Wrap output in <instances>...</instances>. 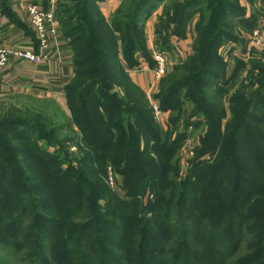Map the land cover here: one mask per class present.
Here are the masks:
<instances>
[{"label":"rangeland","instance_id":"374dc122","mask_svg":"<svg viewBox=\"0 0 264 264\" xmlns=\"http://www.w3.org/2000/svg\"><path fill=\"white\" fill-rule=\"evenodd\" d=\"M58 1L68 4V6H73L74 3L69 0H55L56 18L62 24L63 31L67 33L68 40L74 43L72 52L75 60L80 63L76 71L83 79L82 73L88 63L85 60L87 54L82 51L85 42L78 37L77 31L68 23L69 21H63L60 10L65 12V7L64 5L58 6ZM162 1L164 2L160 19L162 30L167 31L168 34L181 35L184 28L189 25L192 27L193 40L196 44L202 42L207 32L206 29L211 25L208 18L217 15L219 11L222 13L223 9L218 6L215 8L219 0H208L201 9L191 13L190 17L184 20L185 23L181 24L179 16L174 17L177 20L173 21L170 17L175 15L173 5L182 3L184 0ZM222 1L225 3L222 6L229 10L228 15L232 16L233 13L236 15L237 0ZM129 2L130 0H126L125 6ZM242 2L245 5L248 3L245 0ZM250 5L252 15H256L257 20L263 19L264 7L262 4L256 3L254 6L250 2ZM241 7L243 8V6ZM88 9L91 13L90 21L94 23L99 41L103 44L108 42L105 47L107 54L104 74L99 79L98 88L88 93L84 98L85 102L82 103L83 108L86 106L84 113L89 118L88 125L92 124L96 128L95 138L99 141L98 146L87 147L83 142L85 136L82 130L78 123L73 121L76 113L82 110V106L78 103V94L69 98L71 109L67 106V111L60 109L55 103L43 99L17 96L0 99L1 139H8L7 133L13 132L29 137L27 143H34V149L25 147L21 154L16 153V158L19 157L20 162L16 161L15 168L11 169L16 170L21 167L19 172L25 178L24 183L27 190H30V195L38 200L42 219H48L46 227L55 234L52 239L47 235H42L46 238L44 247L48 248L53 244L44 251V264H65L68 258L64 249L73 248L77 244L75 236L78 233L77 228L89 226L85 217L90 212V208L88 211L82 209L76 216L77 213L75 214L69 207L74 194L70 193L68 197L60 198L53 192L49 174L55 168L60 169V173L66 176L64 181H73L75 179L73 173L76 169L80 170L83 183L85 186L87 185L89 193L91 190L94 192L95 203L99 206L100 214L98 224H93L89 228L101 233L97 237H99L100 243H104L102 248H106L109 254L117 256L121 254L122 248L126 245L123 235H118L116 232L119 219L114 217V214L116 215L118 212L114 198L119 199L121 204L130 199L124 185L128 173L126 168H123L126 172H119L117 167L122 165V162H112L110 159L115 150L111 141H108V137L115 132L103 130L106 128L98 123L99 114L92 108L93 106L99 107L96 98H100L103 102L123 103L122 116L127 115L123 110L125 108L129 110V113L133 112L130 116L131 121H128L126 127L127 130L133 129L135 134L132 148L136 153L133 155V160L138 162L155 160L154 164L162 166L161 177L155 181L159 186H150L148 183L147 189L144 187L135 195L140 214L148 219L146 222L148 228L144 234L147 236L146 253L144 257L141 255L138 258H135L137 255L132 256L130 261L133 264H141L143 259H145L144 263L148 262V264H189L188 244L177 240V235L184 229L179 213L174 209L178 203H183L185 192L189 189L186 186L188 180L192 184L191 190L194 192L197 190L194 194L195 212L201 214L206 223L214 224V217L217 213L215 206L222 205L224 207L225 205L228 208L233 205V209L234 206L243 205L245 208L250 207L247 210H253V219L261 225L253 234H248L244 230L238 235L233 224H228L224 231V237L229 242L228 248L230 249L231 244L237 239H240L241 243L236 252L230 251L226 264H264V222L259 218V213L264 210V205H262L264 203V141H260L257 137L258 132L255 126L249 129L250 135H244L242 139H237L233 144L234 148H231L230 132L225 133L226 126L234 124L232 110L240 100V96L248 97L250 91L257 88V83L264 76V48L260 51L256 48L253 49L252 46L256 31L261 29L262 23L256 24L257 20L251 21L250 26L245 27L237 21L232 27L224 29V34L234 42L223 38L219 43L220 45L216 49V62L211 61L208 85H203V80L196 79L188 85L179 87L180 90H177L178 88L171 89L174 83L185 80L190 75H197L199 69L197 70L198 63L190 66L188 58H182L175 51L166 49L164 52L170 63L169 74L167 73L163 77L155 91L150 94V100L158 106L159 117L156 118L151 102L136 91L135 85L131 83L125 72L130 69V64H132L130 52L121 53L117 48L119 37L110 31L108 25L99 22L103 16L97 10L94 1L90 0ZM125 9L126 7H123L122 13ZM133 11L132 8L126 11L125 15L123 14L127 26L122 30L126 32V35H129V37L127 36L129 40L135 42L138 50H141V35L139 31L134 33L131 28ZM65 17H67L66 14ZM108 22H116L115 14ZM156 33L159 37V33ZM138 50L136 51L141 53ZM178 67L181 68L180 71ZM172 69L174 70L170 73ZM174 76L176 77L173 78ZM79 82L75 83L76 86L80 84ZM254 99L251 113L257 117L261 112V107L257 104L259 95ZM101 105V115L105 119L109 117V114L118 112L117 108H111L110 110L113 112H106L108 111V109L106 110L107 105L106 107ZM217 127L221 129L222 135L218 134L213 140L212 133ZM61 145L68 151V157H66L68 163L63 160L65 157L60 153ZM226 146L230 147L233 153L227 168L229 174L227 180L231 179L232 174L229 168L232 169V166L241 170L243 178L240 180V184H226L224 191L218 190L217 194L209 196L208 190L200 191L199 187H206L211 170H215V164L213 167L212 165L218 159L217 153L221 152L220 148ZM97 150L101 152V159ZM26 154H31V156ZM54 159H56L55 165H53ZM73 161L77 162L74 165L75 169L69 165ZM44 163H49V167H46ZM207 165L211 170L205 172L204 169ZM153 189L160 193L161 198L164 196L166 206L173 209L169 216V224L172 225L170 229H173L174 232L171 235L174 236L169 239L166 238L169 235L166 228L162 225L158 226L150 220L148 206L154 202ZM191 190L189 189L190 192ZM0 199L6 202V199ZM9 205L10 208L4 207L0 210V223L3 221L8 223L11 220L12 216L8 214L13 213L14 210H9L13 204ZM67 212L69 216L66 214ZM2 213H5L3 217ZM24 214L28 213L25 211ZM74 215L75 217H73ZM23 223L21 228L25 225L33 227L32 216L26 215L23 218ZM3 228H9V225L6 224ZM35 228H37L38 234H42L43 230L39 224ZM35 228L30 230V233H36ZM9 229L16 232L13 228ZM135 230L141 229L137 227ZM38 234H25V237L30 239L20 247L0 245V258L14 264H26L27 256L24 255V251L29 249L32 240L36 244ZM17 235H22V233L17 232ZM161 248H165V253L158 255L157 252ZM76 257L77 254L72 253L69 259ZM116 261L121 264V259L116 258Z\"/></svg>","mask_w":264,"mask_h":264},{"label":"trees","instance_id":"16d2710c","mask_svg":"<svg viewBox=\"0 0 264 264\" xmlns=\"http://www.w3.org/2000/svg\"><path fill=\"white\" fill-rule=\"evenodd\" d=\"M96 4V0H92ZM208 0H184L182 3H176L173 5V10L175 15L171 18V21L177 20L174 17L179 16L180 23H185L184 20L190 17V14L201 9L203 4ZM222 1V0H221ZM219 0L218 5L216 6L223 8L222 13H219L215 16L209 17L210 27L206 29L205 36L201 43H194L191 53L186 56L188 58V63L191 64L198 63L197 75H190L187 79L174 83L171 86V89L178 88L180 90L181 86L188 85L191 82H194L196 79L203 80V85H208L209 76L211 75V61L216 62L217 54L216 49L222 42L223 38L227 41H233L224 34V29L232 27L238 21L240 25L250 26L251 21L255 22L257 20L256 15H249L244 17V8L241 7L239 1L237 0L238 7L235 6L236 15L233 13L232 16H229L228 8H224L222 5L223 1ZM69 2H73L74 5H69L65 3L57 2L58 6L65 7V12L60 10V16H62L63 21H69L74 30L77 31L78 37L84 40V45L82 51H85L87 54L86 61L88 62L86 65V69L82 73L83 79H81L80 75L77 73V68H79L80 63L74 59L75 65V75L72 81L66 86L65 94L67 100V106L71 109L69 105V98L78 94V103L82 106L84 103V98L87 97V94L92 92L94 89L98 88L99 79L102 78L103 72L106 66V51L105 47H107V43L103 44L99 41L97 34L95 32L94 23L91 22V13L88 9L90 0H69ZM126 0H122L121 4L115 11L116 22H108L109 19H106L103 15L100 23H104L108 25L111 32L116 33L119 37V42L117 44V48H119L121 53L130 52L131 55V68L137 67V63L135 62V54L145 55L144 50V41L143 34L141 31V22L140 16L146 11V8L153 9L158 3H162V0H130V2L125 6ZM123 7H126L125 11H123ZM46 8V7H44ZM96 8L97 5H96ZM134 9L133 14L131 15V28L133 32L136 33L139 31L142 40V49L138 50L135 42L128 39L129 35H126V32L122 30L125 29L127 24L124 21L123 14L125 15L131 9ZM99 10V9H97ZM100 12V11H99ZM65 14L67 17H65ZM56 15V9H55ZM161 16V15H160ZM255 16V17H254ZM164 18L166 16H163ZM159 17L157 31L161 37L159 51H166V42L165 40L171 35H176L175 33L168 34L167 31L162 30V23ZM203 18V17H202ZM57 19V18H56ZM58 20V19H57ZM59 21V20H58ZM60 23V21H59ZM109 23V24H108ZM61 29L62 24L60 23ZM121 26V28H119ZM162 30V31H161ZM64 32V31H63ZM66 37L67 33L64 32ZM128 36V37H127ZM80 42V41H79ZM71 48L74 44L70 42ZM141 51V53L137 52ZM105 52V53H104ZM74 55V54H73ZM154 65V61L152 60L150 63V67L152 68ZM181 68L178 67L180 71ZM174 69L170 70L173 71ZM128 71V70H127ZM127 77L131 81L128 73ZM169 74V73H168ZM174 76L173 78H175ZM163 78L159 81L158 85L162 81ZM80 81V82H79ZM80 83L76 86L75 83ZM132 84H134L131 81ZM135 85V84H134ZM136 91L142 94L144 98V94L140 91V89L135 85ZM183 88V87H182ZM185 88V87H184ZM259 95V99H257V104L261 107V112L259 116H255L251 113L253 102L255 96ZM71 101V99H70ZM84 101V102H83ZM96 102L98 106H93L92 108L95 112L99 114L97 120L100 125H103V129L107 132H115L108 137V141H111L114 148V154L110 156L111 161L122 162V165H119L117 168L119 172H126L123 168H126V182L124 185L127 189L128 195L130 199L126 202L120 203L119 199L114 198L116 208H118V212L114 217L119 219V226L117 227V234L123 235L125 247L122 248L121 254L117 256H113L108 253L106 248H102L104 243L99 242V237L97 235H101L96 230L90 229L89 226L97 225L99 221V206L95 203L96 197L94 192L91 190L89 193L87 185L83 183L82 173L80 170H77L73 173L75 176L73 181H64L65 175L60 173V169L55 168L51 171L49 176L51 177V188L53 192L58 195L60 198H66L70 193L74 194L73 201H71V205L69 206L72 209L76 216L80 214L82 209L88 211L90 208V212L87 214L86 222L89 223V226H79L77 228V244L73 248L64 249L65 254L68 258L65 264H119L116 261V258L121 259V264H133L130 260L132 256L138 258L139 255L144 257L145 251V241L147 243L146 234L148 226L146 225L147 218L143 217L139 212V207L137 204V200L135 199V195L143 189L144 187L147 189L149 184L159 186L155 183L156 179L161 177L162 166H157L154 161L150 162H138L133 160V155L136 151L133 150L134 143V131L133 129H126L128 126V121H131V115L133 112L129 113L128 109H123L126 111V116H122V106L123 103L118 102H103L100 98H96ZM101 104L105 107L107 105L106 112H113L110 110L111 108H117L118 112L115 114H109V117L105 119L101 115ZM85 105V104H84ZM104 107V109H105ZM86 108V106L84 107ZM82 106V110L79 113H76L75 119L73 121L78 123L79 128L82 130L84 134V143L87 147L98 146L99 141L95 138L96 128L92 124L88 125L89 118H87L84 113L85 109ZM238 109V112H237ZM71 112V110H70ZM233 116L232 119L235 120L233 125H227L225 128V133L230 132V141L231 148L233 144L238 139H242L244 135H250L251 132L249 129L254 128L256 126L257 137L260 141H264V76L257 83V88L250 91L248 97H241L240 100L236 103V106L232 110ZM72 114V112H71ZM210 115V114H209ZM136 116V114H135ZM141 122V120H140ZM93 127V128H92ZM33 130V129H31ZM8 139H1L0 137V198L6 199V202L0 199V210L2 208H10L9 204H13V207L9 210H14L13 213L8 214L11 215V220L6 223L5 221L0 223V245H14L15 247H20L30 238H26L27 235H36L37 228H35L38 224L39 227H42V234L37 235L36 244L32 240V243L29 245V249L24 251V255L27 256L26 264H44V251L49 249V247L53 244L50 242V246L48 248L44 247V243L46 242V238L42 237V235H47L51 239L53 238L54 232L48 227H46V222L48 219H42L40 207L38 206V200L35 197H32L31 191L27 190V187L24 183L25 178L21 175L19 170L21 167H18L16 170H12L11 168H15V163L17 161L20 162L19 157L16 158V153L21 154L24 151L25 147H30L34 149V143H27L29 137L24 135H18L17 133H7ZM222 135V131L219 127L215 128L212 133L213 140L218 136ZM49 136V135H48ZM47 136V137H48ZM37 147V146H36ZM220 153H217L218 159H216L212 165L215 170L212 171L208 168L207 165L204 169L205 172L211 170V174L208 178L207 184L205 188L199 187L200 191H204L205 189L209 191V196L217 194L218 190L224 191L225 185L233 184V183H241V179L243 178V174L241 170L236 166H232V169L229 168L230 173L232 174L231 179L227 180L229 174L227 172V168L229 167V161L232 160V149L230 147H222L220 148ZM98 156L101 159V152L97 150ZM41 154V152H38ZM60 153L64 155V161L67 163L68 161V151L63 148V145L60 147ZM201 153V152H200ZM198 153V154H200ZM27 156H31V154H26ZM17 159V160H16ZM126 162V163H125ZM234 162V159H233ZM56 163V159H54V164ZM77 162L73 161L71 166L75 169L74 165ZM101 163V161H99ZM46 167H49V163H44ZM126 164V165H124ZM61 168V167H60ZM149 180V181H148ZM233 180V182H232ZM149 183V184H148ZM191 183L188 180L186 186L191 190ZM239 186V185H238ZM159 188V187H157ZM77 189V191H75ZM97 189V188H96ZM189 189L185 192V197L183 199V203H178V206L174 209L177 210L179 216L182 220V226L184 231L180 233L178 236V242H184L188 245L189 253L187 254L189 259V264H226L227 256L230 255V251L236 252L240 246L241 240L237 239L234 243L231 244L230 249L228 248L229 242L224 237V231L227 229L228 224H233L234 229L240 235L244 230L248 234H253L256 229L261 226L257 224L256 220L253 219L252 214L253 210L249 211L250 207L245 208L243 205L237 206L232 209L233 205L225 207L215 206L217 208L216 216L214 217V224L206 223L203 219L202 215L195 212V195L194 192ZM98 190V189H97ZM154 190V202L149 205V216L151 217V221L154 224H158V226L162 225L166 228L167 234H169L166 238L169 239L174 235H171L174 231L171 230L170 227L172 225L169 224L170 213L173 210L170 207L166 206L165 197L161 198L160 193ZM197 196V195H196ZM226 202V201H225ZM264 205V203L262 204ZM179 208V209H178ZM25 211L28 214H24ZM71 213V212H69ZM125 213V214H124ZM5 214V213H4ZM2 213L1 216L3 217ZM68 216V212L66 213ZM7 215V217H8ZM28 215L33 218V227H29L25 225L23 228V218ZM6 217V218H7ZM75 217V215L73 216ZM259 218L264 222V210L259 213ZM1 220V217H0ZM45 221V223H44ZM90 221V222H89ZM91 223V224H90ZM8 224L9 228H13L14 231H10L9 228H3L4 225ZM77 226V227H78ZM82 227V228H81ZM140 227L141 230H135V228ZM36 229V233H30V230ZM5 229V230H4ZM127 229V231H126ZM17 232H21L22 235H17ZM126 232V233H125ZM101 238V236H100ZM52 242V241H51ZM28 244V243H27ZM194 246L195 248H191ZM154 252V251H153ZM72 253H76L77 257L74 259H69ZM165 253V248H161L157 254L163 255ZM143 262L141 264H148ZM0 264H14L13 262H9L6 259L0 258ZM257 264V263H256Z\"/></svg>","mask_w":264,"mask_h":264},{"label":"crops","instance_id":"0c3cea01","mask_svg":"<svg viewBox=\"0 0 264 264\" xmlns=\"http://www.w3.org/2000/svg\"><path fill=\"white\" fill-rule=\"evenodd\" d=\"M244 8V17L252 15L250 2L262 4L264 0H238ZM122 0H96L99 11L106 19H111ZM55 3V0H0V46L33 48L36 45V33L30 24L27 8L36 4L40 8ZM163 3H158L153 9L146 8L140 18L141 31L145 55L135 54L137 67L127 71L131 81L140 89L150 102L149 87L153 81V72L150 63L154 54L159 51L161 37L157 36L159 17L163 12ZM264 15V8H263ZM259 18V17H258ZM262 23L261 29L256 31L254 40L261 36L264 18L258 19L256 24ZM58 28L55 41L47 51V58L34 64L23 61L9 60L0 71V99L11 96L32 99H43L55 103L60 109L67 111L65 94L66 86L75 75L74 55L65 33L56 19ZM253 40V42H254ZM168 51L173 50L179 56L186 57L191 53L193 46L192 27L186 26L181 35H171L165 40ZM253 49L262 50L263 46ZM181 59V58H180Z\"/></svg>","mask_w":264,"mask_h":264},{"label":"built area","instance_id":"2783aa9c","mask_svg":"<svg viewBox=\"0 0 264 264\" xmlns=\"http://www.w3.org/2000/svg\"><path fill=\"white\" fill-rule=\"evenodd\" d=\"M55 7V3L49 4L46 8H40L36 4H30L28 6L27 13L30 17V24L36 33V45L33 48L0 46V71L9 60L34 64L41 59L47 58V51L55 41L58 32ZM253 43L255 46L264 45V26L261 30V36L254 40ZM153 61V81L149 87L150 94L155 91L161 78L168 73L170 64L165 52L161 51H157L154 54ZM150 102L156 118L159 117L157 104L151 100Z\"/></svg>","mask_w":264,"mask_h":264}]
</instances>
